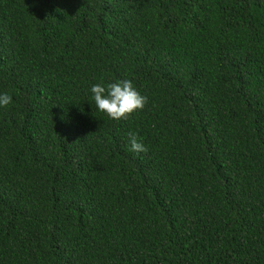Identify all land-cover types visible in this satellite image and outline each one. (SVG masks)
Masks as SVG:
<instances>
[{"label": "trees", "instance_id": "16d2710c", "mask_svg": "<svg viewBox=\"0 0 264 264\" xmlns=\"http://www.w3.org/2000/svg\"><path fill=\"white\" fill-rule=\"evenodd\" d=\"M0 93V264H264V0H0Z\"/></svg>", "mask_w": 264, "mask_h": 264}, {"label": "clouds", "instance_id": "9594fccd", "mask_svg": "<svg viewBox=\"0 0 264 264\" xmlns=\"http://www.w3.org/2000/svg\"><path fill=\"white\" fill-rule=\"evenodd\" d=\"M96 108L112 120H127L135 111L143 110L148 100L134 87L131 80L123 79L108 83L94 84L90 89ZM12 103V97L0 93V107ZM130 150L135 153L146 152V146L135 134L129 136Z\"/></svg>", "mask_w": 264, "mask_h": 264}]
</instances>
